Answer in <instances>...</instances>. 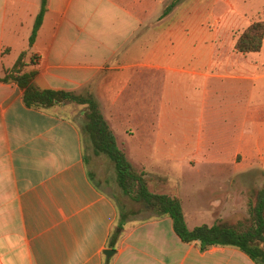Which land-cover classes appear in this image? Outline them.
<instances>
[{"label":"crops","instance_id":"crops-1","mask_svg":"<svg viewBox=\"0 0 264 264\" xmlns=\"http://www.w3.org/2000/svg\"><path fill=\"white\" fill-rule=\"evenodd\" d=\"M227 2L220 5L224 15H228ZM103 3L115 17L108 20V32L100 34L85 18V7L93 11ZM40 4L41 0H0V77L23 54L26 69L36 71L33 83L38 88L90 91L109 125L111 118L119 127L122 142L111 129L134 167L144 163L142 169L160 171L165 157L156 151L198 148V136L193 146L184 144L182 136L193 134H208L204 147L214 152L245 146L264 160L262 60L223 65L212 56L205 59L192 37L197 32L179 26L159 33L156 44L163 51L158 60H151L150 43L143 44L145 35L137 43L144 46L142 57H133V43L126 45L141 21L135 0H48L30 45ZM152 80L160 82L151 89ZM137 83L141 84L138 89ZM170 91L186 98V108L180 107L175 115L187 118L183 115L191 116L199 109L197 130L183 119L180 127L165 125L163 118L172 117L166 107ZM23 92L13 82H0V264H255L234 247L216 246L202 252L196 244L182 242L169 217L129 222L125 214L115 253L106 257L103 251L111 249L108 241L120 211L88 169L82 128L75 119L77 114L85 116V106L63 103L28 108ZM154 100H160V106ZM215 112L244 119L237 121L232 139H218L214 136L218 130L203 123L202 118ZM146 115L152 116L146 119ZM155 117L159 122L151 120ZM122 123L130 128L123 129ZM171 130L179 133L172 148L162 136ZM180 154L173 150L172 157ZM175 159L173 166L181 176L184 159ZM227 164L215 153L200 161L213 168ZM197 177L193 174L190 182H198ZM194 195L199 196L197 190ZM196 207L195 219H203L201 208ZM199 222L192 228L216 221Z\"/></svg>","mask_w":264,"mask_h":264},{"label":"rangeland","instance_id":"rangeland-1","mask_svg":"<svg viewBox=\"0 0 264 264\" xmlns=\"http://www.w3.org/2000/svg\"><path fill=\"white\" fill-rule=\"evenodd\" d=\"M142 1L138 2V0H135V13L136 16H141V21L134 37L126 45L130 46L133 43V57L140 56L141 58L144 50L143 47L148 46L150 43L149 46L151 52H153L151 60H158L160 52L163 51V49L159 51V47L156 44L159 40V33L170 31L174 27L179 26L197 32L196 36L192 35V37H196L195 46H198L200 55L205 59L206 57L210 59L212 56L216 63H222L223 65H234L239 62L250 63L256 62L259 59L264 64V40L259 53L242 54L236 52L234 49L236 39L249 24L257 20H264V0H178L172 10L163 17H160L163 10L174 0H145L144 6L141 4ZM226 1H228L227 5L229 7L228 15H224L220 8L221 2ZM225 7L227 8V6ZM85 8V18L91 19V27L100 34L108 32V20L114 16L111 13L112 11H108L109 7L103 3L96 4L93 11L89 6ZM142 17H144V20H142ZM148 30L149 34H146ZM143 35H145V38H143L144 46L143 44L139 46L137 43L142 39ZM169 46L168 44V50ZM167 54H169L168 51ZM145 73L148 74V72ZM159 82L152 80L150 82L151 89ZM135 86L138 89L141 84L137 83ZM153 97L155 95L152 94ZM167 99V112L172 114V117L168 119L163 118L166 121L165 125L174 128L175 126L180 127L182 126L180 120L183 119L182 121L185 120L187 123H190L188 126H191L193 130H197L201 120L197 117L199 109H196L191 116L188 112L187 116L183 115V117L187 118H181L175 114H179L180 110L183 109H179L180 107L186 108V98L182 97L180 92L173 93L170 91ZM154 102L157 107L161 104L160 100H154ZM135 106L137 105L135 104ZM150 116L146 115V119ZM75 119H78L82 128L84 154L88 161V169L94 181L116 200L120 214H125L129 222L155 218L156 215L152 210L143 207L141 203L131 201L122 194L121 189L116 183L113 163L106 156L95 155L92 151L90 141L83 131V125L86 121L85 116H78L77 114ZM151 120L159 122L160 118L155 117ZM202 120L208 128L218 130L219 133L214 136L223 141L236 136L237 121L244 119H241L238 115L224 117L222 113L215 112L213 116L208 118L205 116ZM109 122L119 136L118 142H122L120 133L118 132L119 127L115 125L113 119L110 118ZM184 125L186 124L184 123ZM122 128L126 130L130 126L122 123ZM162 134L166 138L167 145L172 148L179 133L171 130L169 133ZM197 136L200 143L198 148L191 147L190 149L187 148L181 151L174 147L171 150L160 149L156 151L159 155L165 157L162 160L164 164L160 167V171L157 170L158 172H156L149 168V171L144 170L142 169L145 167L144 163H140L135 168L138 171H145L146 177L149 180V188L152 191L175 192L180 196L189 228H192L194 224H199V220L204 222L214 220L231 224L247 217L248 200L254 199L257 191L264 187V160H262L260 155L253 156L252 150L245 146L228 147L215 152L212 149H206L204 145L209 137L208 134H193L188 135V138L183 135L184 144L187 146L192 144L193 146ZM173 150L175 154L176 152H181L180 155L175 157H183L184 159L181 167V176L176 173L177 167L173 166L176 160L175 157H172ZM214 153L216 156L224 157L227 160V167L220 166L213 168L200 165L202 158L204 160V158L211 157ZM132 161L134 160L132 159ZM195 170H198L199 173H196ZM193 174H198V182H190ZM196 190L199 193L197 198L194 195V191ZM196 206L201 208L199 209L202 210L200 216L203 219H195V217L199 216L196 213L198 211Z\"/></svg>","mask_w":264,"mask_h":264},{"label":"trees","instance_id":"trees-1","mask_svg":"<svg viewBox=\"0 0 264 264\" xmlns=\"http://www.w3.org/2000/svg\"><path fill=\"white\" fill-rule=\"evenodd\" d=\"M47 1L41 0L39 12L35 18L29 38L34 42L47 10ZM171 1L160 17L167 15L177 4ZM264 40V20L249 24L235 41L234 49L238 53L260 52ZM23 54L15 64L5 70L0 82H13L24 90L23 102L28 108H48L57 104L76 103L85 106L86 133L95 155L106 156L114 166L118 187L131 201L141 203L154 212L156 217H169L175 234L184 243H194L200 251L216 246L234 247L246 254L255 264H264V187L259 189L254 199L248 200V216L235 223L213 222L189 228L177 193L152 191L145 171H138L128 160L125 149L118 144L116 137L104 117L102 108L94 95L88 91H69L40 89L33 83L34 69H26L22 62ZM87 162V159H86ZM125 217L120 214L118 223L113 227L108 246L115 249L117 239L122 233ZM107 261V259H106Z\"/></svg>","mask_w":264,"mask_h":264},{"label":"water","instance_id":"water-1","mask_svg":"<svg viewBox=\"0 0 264 264\" xmlns=\"http://www.w3.org/2000/svg\"><path fill=\"white\" fill-rule=\"evenodd\" d=\"M115 253V250L114 249H105L103 251V254L106 256V257H111L113 254Z\"/></svg>","mask_w":264,"mask_h":264}]
</instances>
